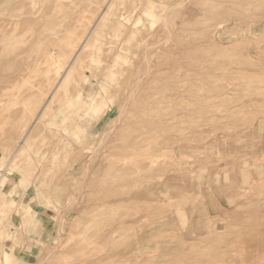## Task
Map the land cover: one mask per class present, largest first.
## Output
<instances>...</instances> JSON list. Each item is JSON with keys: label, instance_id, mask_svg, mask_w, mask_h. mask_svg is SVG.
<instances>
[{"label": "rangeland", "instance_id": "1", "mask_svg": "<svg viewBox=\"0 0 264 264\" xmlns=\"http://www.w3.org/2000/svg\"><path fill=\"white\" fill-rule=\"evenodd\" d=\"M29 1L0 0V264H264V0Z\"/></svg>", "mask_w": 264, "mask_h": 264}, {"label": "bare ground", "instance_id": "2", "mask_svg": "<svg viewBox=\"0 0 264 264\" xmlns=\"http://www.w3.org/2000/svg\"><path fill=\"white\" fill-rule=\"evenodd\" d=\"M3 1H4V0H3ZM18 1H19V0H18ZM18 1L16 0V2H18ZM20 1H21V0H20ZM20 1H19L18 3H20ZM22 1H23V0H22ZM32 1H33V0H32ZM52 1H53V0H51L50 3H52ZM74 1H75V0H74ZM83 1H84V0H83ZM83 1H79L80 3L77 2L78 5H79V6H78V5L76 4V5L78 6V8H81L80 4H81V3L83 4ZM94 1H95V0H94ZM121 1H122V0H121ZM125 1H126V0L122 1L121 3L123 4V2H125ZM127 1H128V0H127ZM131 1L133 2L134 0H131ZM29 2L32 3L31 0H30ZM36 2H37V1H36ZM64 2H65V1H64ZM71 2H72V1H71ZM71 2H70V3H71ZM118 2H120V1L118 0ZM129 2H130V0H129ZM139 2H140V1H139ZM0 3H3V2H0ZM22 3H23V2H22ZM33 3H34V1H33ZM48 3H49V2H48ZM56 3H57V4H58V3L60 4V2H58V0L56 1ZM56 3H52L51 5H56ZM61 3H62V1H61ZM67 3H69V2H67ZM67 3H66V4L64 3V4L67 5ZM85 3H86V2H85ZM85 3H84V4H85ZM113 3H114V2H113ZM121 3H120V4H121ZM146 3H147L146 8L144 7L145 10H143V11L145 12V14L148 15V14H150V11L152 10V8H151V7H152V3H151L150 0H148ZM155 3H156V2H155ZM155 3H154V4H155ZM164 3H165V2H164ZM3 4H4V3H3ZM6 4H7V3H6ZM25 4H27V3L25 2ZM34 4H35V3H34ZM124 4H125V3H124ZM129 4H130V3H129ZM159 4H160V2H159ZM27 5H29V3H28ZM61 5H62V4H61ZM115 5H116V4H115ZM125 5H126V4H125ZM139 5H140V4H138V5H136V6H139ZM160 5H161V4H160ZM2 6H3V5H2ZM18 6H19V5H18ZM25 6H26V5L22 6V8H24ZM31 6H32V5H31ZM84 6H86V5H84ZM84 6L82 7V11H84V10H83V9H84ZM89 6H90V5H89ZM129 6H130V5H129ZM133 6H134V3H133ZM133 6H132V7H133ZM161 6H165V5L162 4ZM166 6H167V5H166ZM0 7H1V5H0ZM14 7H15V6H14ZM56 7H57V6H55V9L53 10L54 12H53V11L50 12V11L53 9V8L51 7V8H49L50 11H47V13L50 12L49 14H52V13H55V12L57 11L56 14H57V13L59 14V11H60L59 9H62V10H63L62 7H60L59 9H57ZM58 7H59V5H58ZM64 7H65V6H64ZM73 7H74V5L72 6V10L75 9L76 6H75L74 8H73ZM87 7H88V5H87ZM110 7H112V4H111V3H110V5H109V8H110ZM113 7L115 8V6H113ZM122 7L125 8V6H122ZM126 7H127V6H126ZM15 8H16V7H15ZM22 8H21V9H22ZM45 8H46V9H45V11H46V10L48 9V7H45ZM67 8H68V7H67ZM70 8H71V5L69 6V9H70ZM107 8H108V7H107ZM114 8H112V9L114 10ZM116 8H117V7H116ZM129 8H130V7H129ZM135 8H136V7H135ZM135 8L133 7V9H135ZM144 8H143V9H144ZM155 8H156V6H155ZM157 8H158V7H157ZM157 8H156V9H157ZM165 8H166V7H165ZM9 9H10V7H9ZM21 9H20V11H22ZM29 9H30V8H29ZM29 9H28V10H29ZM43 9H44V8H43ZM49 9H48V10H49ZM65 9H66V7H65ZM76 9H77V7H76ZM87 9L89 10V7H88ZM130 9H131V8H130ZM137 9H138V8H137ZM160 9H161V8H160ZM7 10H8V9H7ZM7 10H6V11H7ZM15 10L17 11V9H15ZM15 10H14V11H15ZM55 10H56V11H55ZM58 10H59V11H58ZM117 10H118V11H117ZM117 10H116V11L119 12V9H117ZM128 10H129V9H128ZM135 10H136V9H135ZM164 10H165V9H164ZM3 11H4V9H3ZM6 11H5V13H7ZM11 11H12V9H11ZM11 11L9 10V12H11ZM16 11L13 12V13H16ZM68 11H71V10H68ZM74 11H75V10H74ZM103 11H104V10H103ZM116 11H115V12H116ZM122 11H123V10H122ZM143 11H142V12H143ZM17 12H18V11H17ZM31 12H32V9H31ZM60 12H61V13H60V14H61L60 17L63 16L64 13L66 14V12H64V13H63L62 11H60ZM71 12H73V11H71ZM71 12H70V13H71ZM76 12H80V13H81V14L79 13L80 15L83 14V12H81V10L76 11ZM101 12H102V11H101ZM105 12H106V11H105ZM109 12H110V11H108V13H109ZM151 12H152V11H151ZM153 12H154V11H153ZM18 13H19V12H18ZM47 13H46V14H47ZM62 13H63V14H62ZM1 14L4 16L3 12H1ZM1 14H0V19L2 18V15H1ZM49 14H47V15H49ZM74 14H75V13H74ZM76 14H77V13H76ZM84 14H85V13H84ZM101 14H102L101 19H103V16H105V15H104V12H102ZM106 14H107V13H106ZM115 14H116V13H115ZM119 14L122 15V12H120ZM127 14H128V13H127ZM127 14H126V15H127ZM139 14H140V13H139ZM143 14H144V13H143ZM155 14H156V13H155ZM41 15H42V14H41ZM41 15H39V16H41ZM67 15H69V12H68ZM67 15H65V17H66ZM80 15H79V20L81 19V18H80ZM111 15H112V13H111ZM152 15H154V13H153ZM7 16H8V15H7ZM10 16H11V15H10ZM43 16L45 17V15H43ZM43 16H41V17L44 18ZM72 16H73V14H72ZM76 16H77V15H76ZM14 17L16 18V16H14ZM51 17H52V16H51ZM51 17H50V18H51ZM60 17H59V18H60ZM68 17H70V16H68ZM124 17H126V19H125L126 21H131V20H128V19H127L128 16H124ZM153 17H155V16H153ZM7 18H8V17H7ZM11 18H12V17H11ZM11 18H9V19H11ZM37 18H38V17H37ZM50 18H49V19H50ZM61 18H62V17H61ZM104 18H105L106 20H108L107 17H104ZM113 18H114V17H113ZM121 18H122V16H121ZM129 18H130V15H129ZM131 18H132V17H131ZM2 19H4V18H2ZM13 19H14V18H13ZM34 19H36V18H34ZM44 19H45V18H44ZM46 19L48 20V17H47ZM105 19L100 20V21H101L103 24L107 25L108 22L106 21V23H105ZM122 19H124V18H122ZM14 20H15V19H14ZM21 20H22V19H21ZM30 20H31V19H30ZM42 20H43V19H42ZM73 20H75V16H74ZM95 20L98 21L99 19H98V20L95 19ZM118 20H120V17H119V19H117V21H118ZM125 20H124V21H125ZM10 21H11V20H10ZM17 21H18V20H17ZM31 21H32V20H31ZM109 21H110V19H109ZM113 21H114V19H113ZM120 21H121V20H120ZM120 21H119V22H120ZM122 21H123V20H122ZM122 21H121V22H122ZM134 21H136V20H134ZM139 21H140V19H139ZM153 21H154V20H153ZM153 21H151V22L153 23ZM1 22H3V21L0 20V24H1ZM5 22H6V21H4V22H3L4 25L1 24L0 27H1V26H5V25L8 24L7 22H6V23H5ZM12 22H14V21H12ZM19 22H20V21H19ZM33 22H34V21H33ZM53 22H54V21H53ZM141 22H143V21L141 20ZM10 23H11V22H10ZM15 23H16V22H15ZM50 23H51V22H50ZM59 23L61 24V22H59ZM62 23H63V22H62ZM98 23H99V21H98ZM102 23H100L99 25L97 24V25L100 26ZM124 23H125L124 25H128V24H126V23H128V22H124ZM143 23H145V22H143ZM12 24H13V23H12ZM16 24H17V23H16ZM20 24H21V23H20ZM20 24H19V25H20ZM24 24H25V23H24ZM37 24H38V23H37ZM53 24H54V23H52V25H53ZM73 24H74V23H73ZM73 24H72V26H73ZM114 24H115V23H114ZM120 24H121V23H120ZM120 24H119V26H120ZM134 24H135V23H134ZM10 25H11V24H10ZM19 25H18V26H19ZM26 25H27V24H26ZM33 25H34V24H33ZM49 25H51V24H49ZM58 25H59V24H58ZM58 25L55 26V24H54L53 26L58 27ZM93 25H94V24H93ZM105 25H104V26H105ZM136 25H139V24H136ZM8 26H9V25H8ZM12 26H13V25H12ZM15 26H16V25H15ZM24 26H25V25H24ZM29 26H30V25H29ZM142 26H144V25H142ZM142 26H141V27H142ZM5 27H6V26H5ZM5 27H3V28H5ZM20 27H21V26H20ZM20 27H18V28H20ZM60 27H62V26H60ZM68 27H70V26H68ZM68 27H67V28H68ZM101 27H102V25H101ZM101 27H98V29L101 28ZM105 27H106V26H105ZM122 27H123V25H122ZM150 27H151V25H150ZM150 27H149V28H150ZM152 27H153V26H152ZM152 27H151V28H152ZM1 28H2V27H1ZM52 28H53V27H52ZM63 28H64V27H63ZM65 28H66V27H65ZM131 28H132V27H131ZM136 28H137V27H136ZM9 29H10V31L13 30V28H9ZM9 29H8L7 27L5 28V30H7V33L10 32V31H8ZM14 29H15V27H14ZM16 29H17V28H16ZM16 29H15V30H16ZM50 29H51V26H50ZM58 29H59V28H58ZM91 29H92V28H91ZM91 29H90V30H91ZM98 29H97V30H98ZM104 29H105V28H104ZM120 29H121V28H120ZM124 29H125V27H124ZM126 29H127V27H126ZM134 29H135V28H134ZM19 30H21V29H19ZM19 30H18V31H19ZM92 30H93V29H92ZM137 30H139V29H137ZM137 30H136V31H137ZM143 30H144V29H143ZM1 31H2V30H1ZM49 31H50V30H49ZM127 31H128V30H127ZM146 31H147V30H146ZM91 32L94 33V36H95V37H99V33H98V31H94V30H93V31H91ZM101 32H102V31H101ZM103 32H104V30H103ZM121 32H122V31H120V33H121ZM129 32H130V31H129ZM134 32H135V31H134ZM137 32H138V31H137ZM140 32H141V31H140ZM140 32H139V33H140ZM147 32H148V31H147ZM1 33H2V32H1ZM1 33H0V34H1ZM50 33H52V32H50ZM54 33H55V32H54ZM88 33H89V32H88ZM132 33H133V32H130L129 34L131 35ZM47 34H48V33H47ZM91 34H92V33H91ZM123 34H124V33H123ZM135 34H136V33H135ZM135 34H134V35H135ZM137 34H138V33H137ZM145 34H146V33H145ZM7 35H8V34H7ZM51 35H52V34H51ZM92 35H93V34H92ZM92 35H90V36L92 37V38L90 37V41L84 43V45L82 46L81 49H84V48L90 47V45H91V46H92V45L95 46L96 44H98V41H97L98 39H97V38H94V39H93L94 36H92ZM2 36H3V33H2ZM2 36H1V37H2ZM10 36H14V37H15V35H10ZM84 36H85V35H84ZM123 36H124V35H122V37H123ZM126 36H127V35H126ZM128 36H129V35H128ZM1 37H0V38H1ZM14 37H13V38H14ZM115 37H116V38H119V37L116 36V34H115ZM146 37L148 38V36H146ZM146 37H145V38H146ZM8 38H9V37H8ZM8 38H7V36H6V41H7ZM124 38H125V37H124ZM124 38H123V39H124ZM130 38H131V37H130ZM147 38H146V39H147ZM2 39H4V38H2ZM11 39H12V38H11ZM49 39H50V37H49ZM49 39H46V40H49ZM54 39H55V38H54ZM82 39H84V38H82ZM85 39H86V38H85ZM87 39H88V38H87ZM92 39H93V40H92ZM119 39H120V38H119ZM40 40H42V39H40ZM50 40H51V39H50ZM88 40H89V39H88ZM100 40H101V39H100ZM100 40H99V41H100ZM3 41H4V40H3ZM51 41H53V40H51ZM55 41H56V39H55ZM63 41H64V40H63ZM66 41H67V39H66ZM79 41H80V39H79ZM82 41H84V40H82ZM101 41H102V40H101ZM109 41H110V40H109ZM119 41H120V40H119ZM125 41H126V40H125ZM143 41H144V39H143ZM146 41H147V40H146ZM8 42H9V41H8ZM8 42H7V43H8ZM33 42H34V41H33ZM33 42H32V43H33ZM32 43H31V44H32ZM35 43H36V42H35ZM107 43H108V42H107ZM110 43H111V42H110ZM124 43H125V42H124ZM8 44H9V43H8ZM38 44H39V42H38ZM81 44H82V42H81ZM81 44H80V45H81ZM108 44H109V43H108ZM35 45H37V44H35ZM113 45H114V43H113ZM117 45H118V44H117ZM119 45H120V43H119ZM142 45H143V44H142ZM37 46H38V45H37ZM111 46H112V45H111ZM123 46H124V45H123ZM1 47H2V46H0V48H1ZM3 47H4L6 50L9 49L8 46H7L8 48H6V46H3ZM115 47H116V44H115ZM118 47H119V46H118ZM110 48H112V47H110ZM95 49H96V50H95ZM95 49H94L95 51L92 52V54H93V55H92V58H91V57H90V58H91V59H95V60H97L96 57L99 55V54H97L99 48L96 47ZM107 49H108V48H107ZM196 49H197V48H196ZM196 49H195V50H196ZM0 50H1V49H0ZM6 50H3V51L6 53ZM77 50H78V49H76V51H77ZM111 50H113V49H111ZM115 50H116V49H115ZM8 51H9V50H8ZM85 51H86V50H85ZM0 52H1V51H0ZM78 52H79V51H78ZM108 52H109V50H108ZM110 52H111V51H110ZM124 52H126V49L123 48V47H120V51H119V53L116 52V54H115V59H119V58H121ZM144 53H145V52H144ZM1 54H3V53H1ZM37 54H38V53H37ZM79 54L82 55L83 53H80V52H79ZM79 54H78V53H77V54L74 53L75 56H74V57L72 58V60L70 61V64H68L67 66H65V65H61V66H59V69H57V71L55 72L56 75H54V76H55L54 79H55L56 82L53 81V82H55L53 89H54V88L57 89V90H56L57 92H59L60 90H62L63 93L66 92V91H67V88H68V85H69V83H70V81H71L72 79H74V78H75L74 81H78V82H79V77H81L80 79H81V81L83 82V84H86V83H87V81H88V77H89V76H88V74L85 75V74L83 73V70H85L84 68L81 67V68L83 69V70H81V71H82V74H84V76L81 75V73L79 72L80 70L78 71L79 74L77 73L78 76H79V77L77 76L78 78L76 77V73L73 72V71L76 70V69L74 70V68H75L74 62H75L76 60H78V59L80 60V59H81L80 57H82V56H80ZM85 54L88 55V52L85 53ZM85 54H84V55H85ZM124 54H125V53H124ZM136 54H137V53H136ZM136 54H135V56H136ZM89 55H91V54H89ZM129 56H130V55H129ZM135 56H134V57H135ZM98 57H99V56H98ZM126 57H127V54H126ZM132 57H133V55H132ZM34 58H35V57H34ZM39 58H40V63H39V64H41V61H42L41 59H43V58H41V57H39ZM39 58H38V59H39ZM45 58H46V57H45ZM122 58H123V57H122ZM127 58H128V57H127ZM127 58H123V59H124V60L126 59L125 61L127 62V60H128ZM38 59H37V60L35 59V60L38 61ZM107 59H108V58H107ZM123 59H122V62L124 61ZM129 59L132 60L131 58H129ZM33 60H34V59H32V61H33ZM73 60H74V61H73ZM79 60H78V61H79ZM81 60H82V59H81ZM95 60H94V61H95ZM120 60H121V59H120ZM36 61H33V62H36ZM43 61H45V59H44ZM78 61H76V62H77V66H78V64H80L79 62H81V61H79V62H78ZM91 61H92V60H91ZM94 61H93V62H94ZM115 61H116V60H115ZM115 61H114V62H115ZM46 62H47V61H45V63H46ZM72 62H73V63H72ZM76 62H75V64H76ZM103 62H104V61H103ZM103 62H102V63H103ZM126 62H125V63H126ZM131 62H132V61H131ZM21 63H22V62H21ZM47 63H49V61H48ZM47 63H46V64H47ZM102 63H101V64H102ZM105 63H106V60H105ZM125 63H122V64H125ZM39 64H37V62H36V65H39ZM81 64H83V63H81ZM84 64L86 65V63H84ZM108 64H110V63H108ZM114 64H115V63H114ZM116 64H117V63H116ZM126 64H128V63H126ZM25 65H26V64H25ZM87 65H88V64H87ZM111 65H112V62H111V64H110V66H111ZM128 65H130V63H129ZM26 66H27V65H26ZM26 66H25V67H26ZM47 66H48V65H47ZM82 66H83V65H82ZM89 66H90V65H89ZM112 66H113V65H112ZM112 66L110 67V69L112 68ZM115 66L118 67L119 65L117 64V65H115ZM120 66H121V65H120ZM120 66H119V67H120ZM122 66H123V65H122ZM122 66H121V68H122ZM25 67H24V68H25ZM29 67H30V66H29ZM48 67H49V66H48ZM106 67H107V66H106ZM106 67H105V68H106ZM125 67H126V66H125ZM45 68H46V67H45ZM81 68H79V69H81ZM85 68H86V67H85ZM91 68H92V67H91ZM91 68L89 67V70H90ZM113 68H114V66H113ZM149 68H150V66H149ZM21 69H22V70H21ZM21 69H20V70H19V69L17 70L18 73H19V71H21V74H24V72H26V70L24 71L23 68H21ZM46 69H47V70H46L45 72H49V71H50V70L48 71V68H46ZM86 69H87V68H86ZM98 69H99V67H98ZM114 69H115V68H114ZM147 69H148V68H147ZM32 70H33V69H32ZM32 70H31V71H32ZM44 70H45V69H44ZM94 70H95V68H94ZM99 70L101 71V69H99ZM115 70H116V69H115ZM27 71H30V69L27 70ZM87 71H88V70H87ZM92 71H93V70H92ZM96 71H98V70L96 69ZM103 71H104V69H103ZM107 71H108V69H107ZM121 71H124V70L122 69ZM146 71H147V70H146ZM22 72H23V73H22ZM105 72H106V71H105ZM112 72H113V70H112ZM112 72H111V73H112ZM144 72H145V71H144ZM18 73H17V74H18ZM93 73L95 74V72H93ZM93 73H92V75H93ZM96 73H97V72H96ZM118 73H119V72H118ZM146 73H147V72H146ZM149 73H150V72H149ZM17 74H16V76H19V75H20L19 77H21V74H18V75H17ZM73 74H75V75L73 76ZM109 74H110V73H108V75H106V73H105L106 78H107V76H108V78H109V77L112 78V77H115V76H116V75L113 76L114 73H113L112 77L109 76ZM97 75H99V74H97ZM97 75H96V76L94 75V76L97 77ZM105 75H104V76H105ZM23 76H24V75H23ZM44 76H45V75H44ZM14 78H15V77H14ZM16 78H17V77H16ZM16 78H15V79H16ZM76 78H77V79H76ZM90 78H91V76H90ZM97 78H98V77H97ZM100 78H101V77H100ZM110 78H109V79H110ZM115 78H116V77H115ZM15 79H14V80H15ZM95 79H96V78H95ZM112 79H113V78H112ZM112 79H111V81H112ZM48 80H49V79H48ZM116 80H118V78L114 80V84H116V82H115ZM95 81H96V80H95ZM6 82H8V80H7ZM9 82H11V81H9ZM9 82H8V83H9ZM117 83H118V82H117ZM78 84H79V83H78ZM119 84H120V83H119ZM76 85H77V82H76V84L73 85V87L78 89L79 87H78V85H77V86H76ZM97 85L99 86V84H97ZM101 85H102L103 87L106 86L107 89H108V87H109L111 84H110V81H108V80L105 79V80H102V81H101L100 86H101ZM117 85H118V84L114 85L113 87H115V86L117 87ZM75 86H76V87H75ZM111 87H112V86H111ZM111 87H110V88H111ZM84 88H85V87H84ZM86 88H87V87H86ZM88 88H89V87H88ZM99 88H100V87H99ZM136 88H137V87H136ZM77 89H76V90H77ZM97 89H98V88H97ZM78 90H79V89H78ZM98 90H99V89H98ZM144 90H145V89H144ZM54 91H55V90H54ZM133 91H134V90H133ZM137 91H138V90H137ZM51 92H52V90H51ZM109 92H110V91H109ZM111 92H112V90H111ZM111 92H110V93H111ZM138 92H139V91H138ZM54 93H56V92H54ZM63 93H62V94H63ZM79 93H80V92H78L77 95L74 96V97H77V98H78ZM62 94H61V96H62ZM103 94H104V93H103ZM65 95H66V94H65ZM95 95H96V94H95ZM95 95H94V94H89V95L87 96V99H86V106H85L84 109L82 108V109H83V112H82L79 116L84 115L85 113H88V112L92 109L93 103H94V101H95ZM104 95H105V94H104ZM133 95H134V94H133ZM140 95H142V94H140ZM144 95H145V94H144ZM55 96H56V95H55ZM55 96H54V95H53V96L51 95V97H55ZM59 96H60V95H59ZM135 96H136V95H135ZM138 96H139V95H138ZM58 98H59V97H58ZM72 98H73V97H72ZM52 99H53V98H52ZM52 99H51V100H52ZM73 99H74V98H73ZM54 100H55V99H54ZM49 101H50V100H49ZM51 102H52V101H51ZM45 103H46V102H45ZM43 104H44V103H43ZM47 105H48V103H47ZM47 105L45 104V106H46L45 109H46V110H48V109H47ZM96 105H98V103H96ZM49 106H50V105H49ZM49 106H48V107H49ZM82 109H81V110H82ZM40 110H41V109H40ZM40 110H39V111H40ZM66 110H67V109H66ZM72 112H73V111H72ZM72 112H71V113H72ZM33 113H34V112H33ZM43 113H45L44 110H43ZM79 113H80V112H79ZM42 116H43L42 113H41V114H40V113H36V115H34V120H39V118L42 117ZM45 116H47V114H46ZM74 116H75V115H74ZM43 117H44V116H43ZM187 117H188V116H187ZM34 120H33V121H34ZM64 120H65V119H64ZM47 123H48V124H47L48 127H50V128H52L53 126H54V127L56 126V123H54V122H52V121H49V122H47ZM62 123H63V122H62ZM31 126H32V125L30 124L29 127L26 128V132L24 133L23 139L25 140V143H27V141H28V140L26 141V136L29 134V132H31V131H30ZM25 127H26V126H25ZM44 127H45V125H44ZM56 127H57V126H56ZM57 128H58V127H57ZM60 128H62V127H60ZM62 129H63V132H65V133L68 131V128H67V127H64V128H62ZM62 129H61V131H62ZM51 130H52V129H51ZM73 130H74V128H73ZM47 131H48V129H47ZM54 131H55V130H54ZM56 131H57V130H56ZM57 132H58V131H57ZM59 132H60V131H59ZM180 132H181V131H179V133H180ZM61 133H62V132H61ZM63 135H64V134H63ZM64 136H65V135H64ZM75 136H76V135H75ZM101 136H102V135H101ZM103 137H104V136H103ZM29 138H30V137H29ZM61 138H62V137H61ZM63 138H64V137H63ZM76 138H77V137H76ZM100 139H101V138H100ZM102 139H103V138H102ZM24 140H23V141H24ZM65 140H66V139H65ZM65 140L63 139V141H64L63 143H64V144H65ZM69 140H70V139H69ZM100 141H101V140H100ZM68 142H69V141H68ZM68 142H67V144H68ZM28 143H29V142H28ZM69 143H71V142H69ZM166 149H167V148H166ZM20 150L22 151V149H20ZM20 150H19V151H20ZM164 150H165V149H164ZM164 150H163V151H164ZM168 150H169V149H168ZM168 150H165V151H166V152H169ZM172 150H173V149H172ZM21 151H20V152H21ZM161 151H162V150H161ZM15 152H16V151H15ZM20 152H19V155L21 154ZM22 152H23V151H22ZM153 152H154V151H152V153H153ZM148 153H149V152H147V158H150V159L153 158V159H154V156H151V155H150V157H148ZM159 153H162V155H166V153H164V152H159ZM170 153H171V152H170ZM261 153H262V152H261ZM16 154L18 155V153H16ZM153 154H154V153H153ZM145 155H146V154H145ZM145 155H144V156H145ZM154 155H155V157H156L157 154H154ZM160 156H161V155H160ZM180 156H183V154H181ZM185 156H186V155H185ZM260 156H261V154H260ZM12 157H13V156H12ZM15 157H16V156H15ZM122 157L124 158V156H122ZM122 157H119V158H122ZM157 157H158V156H157ZM157 157H156V160L158 159ZM255 157H256V156H255ZM261 157H262V156H261ZM161 158H162V157H161ZM181 158H182V157H181ZM183 158H184V157H183ZM257 158H258V157H257ZM259 158H260V157H259ZM259 158H258V159H259ZM17 159H18V157H17ZM116 159H118V157H117ZM144 159H145V158H144ZM122 160H125V159H122ZM158 160H159V159H158ZM158 160H157V161H158ZM261 160H262V158H261ZM116 161H117V160H116ZM143 161H144V160H143ZM153 161H154V160H153ZM153 161H150V162L153 163ZM157 161H156V162H157ZM148 162H149V161H148ZM150 162H149V163H150ZM261 162H262V161H261ZM261 162H260V163H261ZM152 163H151V164H152ZM12 165L16 166V162H15L14 160L11 162V166H12ZM17 165H18V163H17ZM147 165H148V164H147ZM153 165H154V164H152V166H153ZM9 166H10V164H9ZM149 166H150V165H149ZM11 168H12V167H11ZM14 168H15V167H14ZM16 168H18V167L16 166ZM149 169H150V168H149ZM158 176H159V175H158ZM159 177H160V176H159ZM162 177H163V176H162ZM160 178H161V177H160ZM9 194L13 195V191H11ZM242 194H243V193H242ZM12 202H14V201H12ZM1 210H3V209H1ZM1 210H0V211H1ZM1 213H2V212H1ZM2 214H3V213H2ZM121 221H122V219H121ZM148 242H149V241H148ZM139 244H140V242H139ZM146 247H147V246H146ZM140 248H141V247H140ZM148 248H149V247H148ZM151 250H152V249H150V251H151ZM142 253H143V251L141 252V254H142ZM3 255H4V258H5V261L10 262L11 256L9 255L8 251L5 250V251L3 252ZM144 255H145V254H144ZM146 255H148V254H146ZM182 255H183V254H182ZM141 256H142V255H141ZM149 256H150V255H149ZM121 259H122V258H121ZM123 259H124V258H123ZM143 263H144V262H142V263L140 262V264H143ZM181 263H182V262H181ZM183 263H184V262H183Z\"/></svg>", "mask_w": 264, "mask_h": 264}]
</instances>
